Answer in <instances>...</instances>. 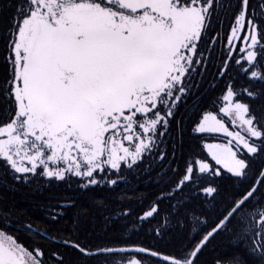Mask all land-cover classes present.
<instances>
[{
	"label": "snow or ice",
	"instance_id": "obj_1",
	"mask_svg": "<svg viewBox=\"0 0 264 264\" xmlns=\"http://www.w3.org/2000/svg\"><path fill=\"white\" fill-rule=\"evenodd\" d=\"M10 6L0 167L15 181L114 186L123 171L146 161L159 160L160 168L169 157L176 163L173 125L217 44L222 56L214 79L223 86L214 85L219 94L191 118L199 150L181 156L176 168L169 163L156 191L138 198L139 211L121 213L136 231L155 223L153 240L173 220L182 228L190 217L201 225L195 245L164 251L132 240L95 243L78 231L41 243L2 219L0 264H196L222 235L232 251L213 264H264V108L252 104L264 97V0H11ZM221 17L228 29L216 31ZM226 178L240 187L217 207Z\"/></svg>",
	"mask_w": 264,
	"mask_h": 264
},
{
	"label": "flooded vegetation",
	"instance_id": "obj_2",
	"mask_svg": "<svg viewBox=\"0 0 264 264\" xmlns=\"http://www.w3.org/2000/svg\"><path fill=\"white\" fill-rule=\"evenodd\" d=\"M256 2L257 0H252L253 5ZM10 5L11 0H0V82L5 75L4 35L8 18L12 14ZM213 28L216 31L227 30V19L221 17L218 23L214 21ZM216 31H211L210 35L215 37ZM207 40L208 37L206 36L205 41L207 42ZM221 56L220 45L217 44L214 59L208 64L207 70L201 69V75H195L190 82L191 94L180 106L176 118L177 123L173 125L171 140H169V148L171 149L173 144L176 147V163H171L173 157H169V160L164 162L163 168H160L159 160L155 163L146 161L140 168L133 171H123L118 178L117 185L101 184L83 188L76 182L69 184L53 181L49 183L44 178H32L28 183L18 182L13 180L3 167H0V220L7 219L12 231L19 230L22 238L31 237L41 243L50 237L52 243L55 244L60 236H67L70 232L78 231L81 237H87L95 243H101L105 238H108L106 241L122 239L144 244H156L161 248L160 243L177 242L187 231L189 234L188 238L184 239L185 247L189 244L195 245L197 241L193 237L200 231L201 225L193 222L190 217L185 221L182 228L177 226L173 220L163 237L159 239L160 243H149V226L145 225L139 228V231H136L130 223L125 227L126 221L121 218V213L128 209L139 211L138 198L156 191L157 181L161 180L160 173L168 168L169 163L173 168H176L183 163L179 159L181 156L187 157L189 153L199 150L197 141L193 139L191 133V118H194L199 109L207 107L210 101L219 94V89L214 90L213 86L220 83L218 78L214 79V76L216 74L215 65H219ZM220 86H223L222 83ZM259 87L257 85V88ZM252 104L259 112L264 108V97L254 100ZM6 107V103L0 97V112H3ZM219 183L221 188L220 195L217 197L219 202L217 207L230 199L240 187L234 179L226 178ZM66 203H70L72 206L59 207ZM52 212H63V215L53 221ZM197 214L199 215V213ZM214 215V210L209 211L207 218L210 220ZM134 218L135 215L128 217V220L131 221ZM204 219L205 216H200L201 221ZM27 225H31L32 229L36 231L27 230L25 227ZM107 229L109 231H106ZM38 233H46L47 235L41 237ZM219 239H221L220 242H218ZM224 243H231L226 235L219 236L208 244L203 250L206 264H209L211 259L215 260L225 250L232 251L230 246L219 247L220 244ZM175 250L179 249L175 248ZM188 250L191 251L192 249L189 248Z\"/></svg>",
	"mask_w": 264,
	"mask_h": 264
},
{
	"label": "trees",
	"instance_id": "obj_3",
	"mask_svg": "<svg viewBox=\"0 0 264 264\" xmlns=\"http://www.w3.org/2000/svg\"><path fill=\"white\" fill-rule=\"evenodd\" d=\"M174 223H175V221H174ZM151 227H155V223H154L153 225L149 226V231H150V228H151ZM101 231L104 232L103 229H101ZM106 231H109V229H107ZM106 231H105V234H106ZM188 232H189V228H188ZM174 233H175V232H174ZM102 234H103V233H102ZM188 234H189V233H187V231H186V234H183L182 237L179 238L177 242H173V243H170V244H169V243H164V244H162V243H160L159 239H157V240H153L152 235L149 234L150 237H149V239H148V242H149V243H160L161 248H162V249H165L164 251H171V250H173V249L175 250V248L180 249V248H182V247H185L186 243L184 242V239L188 238ZM166 236H167V235H166ZM173 236H174V234H173ZM106 239H108V238L103 239V240L101 241V243H102V242H107ZM220 241H221V239L218 240V242H220ZM224 246H230V244H226V243H224V244H220V245H219V247H224ZM204 253H205V252H202V254H201V255H202V258H200L201 255L198 257V259L196 260V264H206V263H207L206 259H205L204 256H203ZM213 261H214V259H211L209 264H213Z\"/></svg>",
	"mask_w": 264,
	"mask_h": 264
}]
</instances>
